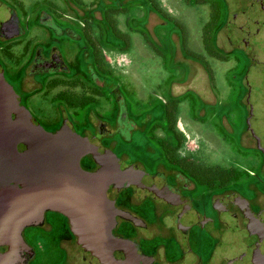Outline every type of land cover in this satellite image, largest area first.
<instances>
[{
  "label": "flooded vegetation",
  "instance_id": "af4514ba",
  "mask_svg": "<svg viewBox=\"0 0 264 264\" xmlns=\"http://www.w3.org/2000/svg\"><path fill=\"white\" fill-rule=\"evenodd\" d=\"M7 1L11 0H0L2 43L18 44L28 36L30 31L21 25V18L34 13L33 33L44 36L42 41L36 37L31 42L32 48L28 47L12 74L0 61L20 103L45 130L55 131L68 121L81 136L98 137L119 158L122 169L133 165L154 179V190L130 185L121 188L114 201L122 214L116 215L112 233L134 245L142 256L139 264H264V133L258 131L264 128V114L257 116V130L249 126L252 104L258 102L257 108L264 110V0H219L223 14L216 36L210 29L201 34L203 48L214 58L227 62L232 57L241 65V100L247 114L243 134L250 140L242 149L252 152L240 161L229 158L226 166L207 165L197 153L200 136L195 132L194 138L184 131L176 114L178 101L154 107L149 101L140 105L134 96L124 94L113 71L123 68L126 58L115 59L91 49L89 12L81 7L82 0H74L75 5L73 0H64L63 10L53 0L48 9H32L24 0H14L20 5L14 8ZM108 10L104 4L94 14L104 16L107 27L120 33ZM120 23L124 24L121 17ZM208 25L209 21L204 29ZM254 80L259 84H253ZM36 95L51 106L48 118L37 117L28 107ZM251 96L257 97L252 103ZM191 138L195 139L192 153L185 146ZM181 139L185 151L180 154ZM80 165L88 171L98 167L89 155L81 158ZM22 236L30 247L22 251L25 264L125 260L124 252L114 251L99 262L76 243L68 218L55 211H46L42 223L24 228Z\"/></svg>",
  "mask_w": 264,
  "mask_h": 264
},
{
  "label": "rangeland",
  "instance_id": "374dc122",
  "mask_svg": "<svg viewBox=\"0 0 264 264\" xmlns=\"http://www.w3.org/2000/svg\"><path fill=\"white\" fill-rule=\"evenodd\" d=\"M49 1L24 0L23 3L32 9L38 6L48 9L51 7ZM53 1H58V9L63 10L64 0ZM82 1L81 7L89 12L87 22L92 35L91 49L98 48L99 54L115 59L120 55L126 58L127 64L121 63L123 68L118 66L119 69L113 71L117 73L115 79L121 83L126 96H134L140 105L149 101L154 107L161 103L174 105L178 101V117L175 115V118L180 117L188 135L196 138L195 132L199 134L197 143L200 149L197 153L207 165L226 166L229 158L240 161L246 154H251L252 151L242 149L243 143L250 140L243 134L246 132L244 122L247 114L241 100L238 71L241 65L232 57L227 62L217 60L201 43L204 30L209 32L210 29L213 38L216 36L219 16L223 14L219 0H206L202 4H197L196 0ZM7 2L10 7L20 6L14 0ZM72 3L76 4L74 0ZM104 4L109 8L108 14L114 15L120 33L111 25L107 27L104 16L94 14L96 10L102 11ZM115 11L117 13L112 14ZM36 15L21 18V25L30 32L18 44L8 45V42L0 41V61L11 74L21 65L28 47L30 50L35 43L34 39L44 40L41 32L33 33ZM207 21L208 28L204 29ZM259 82L252 81L257 85ZM253 97L250 98L251 103L257 98ZM256 104L260 105L258 102L255 106L252 104L249 118V126L255 130L259 123L257 116L264 114ZM28 107L40 118H48L52 114L51 106L40 95L30 99ZM171 119L174 121L173 116ZM258 131L264 133V128ZM194 138L187 140L186 145L181 139L178 153H184L183 145L192 153ZM261 139H264V134Z\"/></svg>",
  "mask_w": 264,
  "mask_h": 264
},
{
  "label": "water",
  "instance_id": "95a60500",
  "mask_svg": "<svg viewBox=\"0 0 264 264\" xmlns=\"http://www.w3.org/2000/svg\"><path fill=\"white\" fill-rule=\"evenodd\" d=\"M86 155L95 170L81 167ZM120 165L98 137L81 136L68 121L45 130L20 103L0 65V264H25L22 251L30 247L22 231L40 225L46 211L65 215L76 243L99 262L121 251L125 260L113 264H139L134 245L112 233L122 214L114 201L130 185L154 190V179L136 166Z\"/></svg>",
  "mask_w": 264,
  "mask_h": 264
}]
</instances>
